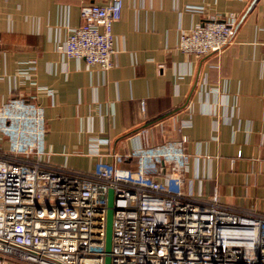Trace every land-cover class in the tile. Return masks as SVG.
I'll return each instance as SVG.
<instances>
[{
  "label": "crops",
  "instance_id": "obj_1",
  "mask_svg": "<svg viewBox=\"0 0 264 264\" xmlns=\"http://www.w3.org/2000/svg\"><path fill=\"white\" fill-rule=\"evenodd\" d=\"M109 1L0 0V106H44L50 161L80 170L142 144L139 130L154 145L186 136L187 192L264 210V0H122L112 68L61 53L81 7ZM213 15L237 18L231 42L183 52L181 32Z\"/></svg>",
  "mask_w": 264,
  "mask_h": 264
},
{
  "label": "built area",
  "instance_id": "obj_2",
  "mask_svg": "<svg viewBox=\"0 0 264 264\" xmlns=\"http://www.w3.org/2000/svg\"><path fill=\"white\" fill-rule=\"evenodd\" d=\"M122 8V0L84 4L82 24L60 52L112 68ZM236 26L235 17L209 16L181 32L179 48L219 55ZM28 99L13 96L0 106V264H105L110 189V264H264V210L184 189L186 136L154 145L139 130L142 144L75 169L50 161L45 108Z\"/></svg>",
  "mask_w": 264,
  "mask_h": 264
},
{
  "label": "water",
  "instance_id": "obj_3",
  "mask_svg": "<svg viewBox=\"0 0 264 264\" xmlns=\"http://www.w3.org/2000/svg\"><path fill=\"white\" fill-rule=\"evenodd\" d=\"M113 205H114V191L109 190L108 193V211H107V226H106V257L105 264L111 263V247H112V224H113Z\"/></svg>",
  "mask_w": 264,
  "mask_h": 264
}]
</instances>
